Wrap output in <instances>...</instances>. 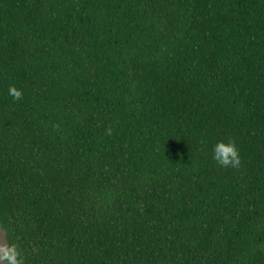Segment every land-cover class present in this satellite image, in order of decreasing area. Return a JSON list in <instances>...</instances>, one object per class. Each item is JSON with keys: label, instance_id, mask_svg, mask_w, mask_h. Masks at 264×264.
<instances>
[{"label": "trees", "instance_id": "16d2710c", "mask_svg": "<svg viewBox=\"0 0 264 264\" xmlns=\"http://www.w3.org/2000/svg\"><path fill=\"white\" fill-rule=\"evenodd\" d=\"M0 230L21 264H264V0H0Z\"/></svg>", "mask_w": 264, "mask_h": 264}, {"label": "clouds", "instance_id": "9594fccd", "mask_svg": "<svg viewBox=\"0 0 264 264\" xmlns=\"http://www.w3.org/2000/svg\"><path fill=\"white\" fill-rule=\"evenodd\" d=\"M8 93L14 100L21 99L22 93L14 86H9ZM213 159L223 168L240 166V155L232 139L219 141L212 146ZM0 264H21L18 247L14 242L0 246Z\"/></svg>", "mask_w": 264, "mask_h": 264}, {"label": "rangeland", "instance_id": "374dc122", "mask_svg": "<svg viewBox=\"0 0 264 264\" xmlns=\"http://www.w3.org/2000/svg\"><path fill=\"white\" fill-rule=\"evenodd\" d=\"M6 241H5V236L4 233L0 230V246H5Z\"/></svg>", "mask_w": 264, "mask_h": 264}]
</instances>
